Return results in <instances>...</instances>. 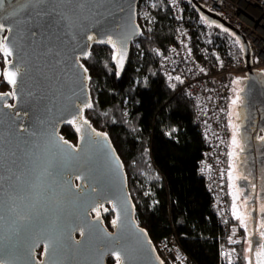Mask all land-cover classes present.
<instances>
[{"label":"water","instance_id":"1","mask_svg":"<svg viewBox=\"0 0 264 264\" xmlns=\"http://www.w3.org/2000/svg\"><path fill=\"white\" fill-rule=\"evenodd\" d=\"M140 1L5 0L0 9V50L10 57L4 69L0 65V264H108L117 262L115 253L119 264H161L136 217L124 162L108 136H97L77 117L78 106L91 98L90 72L80 67L96 43L87 37L116 39L139 26L128 42L124 72L143 31ZM190 2L209 22L238 34L198 0ZM239 36L249 69L241 96L264 106L263 73L252 68V50ZM10 71L17 73L15 85L4 75ZM73 119L76 124L68 122ZM65 126L77 133V144L64 136ZM104 205L119 217L112 229L94 215ZM253 232L256 248V224ZM250 261L255 264V252Z\"/></svg>","mask_w":264,"mask_h":264},{"label":"trees","instance_id":"2","mask_svg":"<svg viewBox=\"0 0 264 264\" xmlns=\"http://www.w3.org/2000/svg\"><path fill=\"white\" fill-rule=\"evenodd\" d=\"M144 2L149 13L145 20L139 19L143 35L133 42L124 72L117 75L114 49L107 44L94 43L90 58L84 60L94 105L86 109V119L96 132L109 137L124 162L136 217L158 255L159 244L177 236L196 264H248L244 228L232 219L231 230L241 238L228 239L198 173L205 144L193 104L177 93L159 68L161 56L175 40L177 23L166 0ZM2 88L11 89L5 79ZM228 88L231 92V85ZM62 133L78 141L72 127H63ZM94 215L112 229L114 214L109 206ZM225 251L234 253L231 259ZM108 264L117 262L110 258Z\"/></svg>","mask_w":264,"mask_h":264},{"label":"built area","instance_id":"3","mask_svg":"<svg viewBox=\"0 0 264 264\" xmlns=\"http://www.w3.org/2000/svg\"><path fill=\"white\" fill-rule=\"evenodd\" d=\"M198 1L210 12L218 14L245 39L252 50V68L256 71L262 69L264 0ZM166 2L177 26L175 40L161 56L159 68L177 93L193 104L196 126L205 144L198 173L206 181L212 196L213 213L226 229L228 239L234 242L237 236L227 220L230 158L228 85L235 76L246 78L249 72L244 50L242 44L238 45L233 36L220 28V23L209 22L190 0ZM148 13L149 4L141 0L138 5L139 19L145 20ZM177 76L180 80L175 79ZM159 246V256L164 264H196L184 252L177 236L163 240Z\"/></svg>","mask_w":264,"mask_h":264},{"label":"flooded vegetation","instance_id":"4","mask_svg":"<svg viewBox=\"0 0 264 264\" xmlns=\"http://www.w3.org/2000/svg\"><path fill=\"white\" fill-rule=\"evenodd\" d=\"M0 59V64L2 69H4L10 57L0 50ZM262 79L264 80V75ZM244 86L242 85V89L239 92L240 96L244 92ZM235 107L236 120L234 124L237 125V138L240 143L235 159L236 174L237 178L247 177V180L237 179L236 182L238 187L241 188V196L243 199L247 198L248 200L246 205L247 207L249 206V216L252 218L254 217L253 215H257L255 220L250 218L248 220V224L253 229L254 224L257 225L255 223L256 219L260 223H264V216L258 211L259 206L264 204V140L260 139L264 137V106H251L246 101L244 94V96H241V101ZM237 113L239 114V118H237ZM77 142L74 143L77 144ZM241 148L243 151H241ZM230 153H232V150ZM231 160L232 156L229 158V166ZM252 185H255V188Z\"/></svg>","mask_w":264,"mask_h":264},{"label":"snow or ice","instance_id":"5","mask_svg":"<svg viewBox=\"0 0 264 264\" xmlns=\"http://www.w3.org/2000/svg\"><path fill=\"white\" fill-rule=\"evenodd\" d=\"M4 3H5V0H0V9H2L4 7ZM138 27L139 26H136L135 30H130V31H127V32H124V33L116 34L117 35L116 39H113L112 34H109L107 36V39H99V40H96L95 37L92 36V35H89L87 37L88 40H90V41L95 40L96 43L107 44V45H110L114 49V52H113V55H112V59L117 65V69H118L117 75H119V70L123 69L124 61H125V57H126L127 49H128V42L132 39V37L134 35L137 34ZM3 29H4V25L0 24V30H3ZM10 30L11 29H9V31ZM3 47H4L5 52H7L6 45L3 46ZM8 54H10V53H8ZM83 54H84L85 58H87V56L91 55V53H88V52H85ZM80 67L83 68L84 73L88 72V69L86 67H84V65H80ZM4 75H5L8 83H10L12 85L16 84V82H17L16 81V75H17L16 72H11L10 71V72H6ZM85 78L86 79H90V77H85ZM175 79L176 80H180V77L177 76V77H175ZM13 94L14 93H5L3 95H13ZM240 100H241V96L239 95V93H237L235 99H233L231 101V103L233 105H237L238 102H240ZM93 107H94V105L91 102V98L90 97L86 101H84L80 106H78L77 117H78V120L82 123V125H89V121L83 116L84 110L85 109H92ZM237 118H239V114L238 113H237ZM68 122L76 124L77 123V119H73V120L68 121ZM233 127L236 128L235 125H233ZM76 130L80 131V127H77ZM92 131L95 132L94 129ZM96 135L104 137L105 140L107 139L106 134H104V133H96ZM260 139L264 140V137H261ZM59 141L62 142L63 145H68V141L63 140L62 137L59 138ZM231 143H232V146H233L234 149L240 147V143H239V140L237 139V135H236L235 131L233 132ZM69 147H71V146H69ZM72 150L76 151L75 148H73ZM241 151H243L242 148H241ZM229 155L230 156H234L235 152L229 153ZM45 171H47V170H45ZM229 177L231 179V177H232V173L231 172L229 173ZM237 179L247 180V177L246 176L238 177ZM230 187H231V185H230ZM252 187L255 188V185H252ZM240 194H241V188H239V187H237L236 191L231 194L232 195V201H233L232 202V215L239 222V224L244 228L245 234L247 235L248 223H247L246 219L243 218L242 215L238 211L237 201L240 199ZM244 202H245V204L248 203L247 198H245ZM258 211H259V213L262 216H264V204H261L259 206ZM97 215H99V214L97 213ZM251 219L255 220V217H252ZM118 220H119V217H117L116 220H113L112 224L116 225L118 223ZM256 222L259 223V233H258V235L260 237V241L261 242L257 243L256 248H253V245H252V242H251V238H249V247H248L247 251L249 253L255 252V255L257 257V264H264V223H260L259 221H256ZM115 256H116L117 264H119V261H120L119 253H115ZM161 264H163V261H161ZM249 264H251L250 260H249Z\"/></svg>","mask_w":264,"mask_h":264},{"label":"rangeland","instance_id":"6","mask_svg":"<svg viewBox=\"0 0 264 264\" xmlns=\"http://www.w3.org/2000/svg\"><path fill=\"white\" fill-rule=\"evenodd\" d=\"M145 1V0H144ZM208 10V9H207ZM220 28L222 30H225L227 31L231 36H233V38L235 39V42L238 44V45H241L242 44V39L240 38V36L232 31V30H229L227 29L226 27H224L222 24H219ZM0 63H1V59H0ZM1 65V64H0ZM2 68V67H1ZM261 73H263L264 75V67L262 69L259 70ZM3 79V77H2ZM244 77L243 76H235V78H232V81L230 83L231 85V92H230V105H229V117H228V123H229V128H230V151L232 150V153L235 152V155L232 156V160L230 161V166H229V169H228V173H227V185H228V190H229V194H230V197L228 199V209H229V218H227V220H229V222L231 223V228L234 227L235 225L232 224V219H235L232 215V193H234L238 187L237 185V174H236V167H235V159H236V153H237V149L238 148H233L232 146V143H231V140H232V135H233V132L235 131L236 132V135H238V131H237V125L234 124L236 118H235V106L236 105H233L231 103V101L233 99H235L236 97V94L240 92V90L242 89V85L243 84V81H244ZM3 91H7L8 89H5V88H2ZM241 101V100H240ZM239 103V102H238ZM233 125L236 126V128L233 127ZM238 139V138H237ZM232 173V177L230 179L229 177V173ZM231 185V187H230ZM245 199H243V197L241 196L240 194V199L237 201V205H238V211L239 213L242 215L243 218L246 219L247 223H248V220L249 218L251 219V216H249L250 214H248V207L247 205L245 204ZM236 220V219H235ZM237 221V220H236ZM259 221V220H258ZM238 222V221H237ZM239 223V222H238ZM240 225V224H239ZM258 225V223H257ZM241 226V225H240ZM259 233V226L257 227V235ZM236 234V233H235ZM254 235V232H253V229L250 227V225L248 224V232H247V242H246V245H245V252H246V256L248 258V264H249V260H250V253L247 251L248 247H249V238L253 237ZM259 236V235H258ZM241 237H238L237 236V241L238 239H240ZM234 253L231 252V251H225L224 252V256L228 259H231V255H233ZM255 264H257V257L255 255Z\"/></svg>","mask_w":264,"mask_h":264},{"label":"bare ground","instance_id":"7","mask_svg":"<svg viewBox=\"0 0 264 264\" xmlns=\"http://www.w3.org/2000/svg\"><path fill=\"white\" fill-rule=\"evenodd\" d=\"M216 49V48H215ZM206 182V181H205ZM207 186V185H206ZM229 197H230V194H229V190H228V199H229Z\"/></svg>","mask_w":264,"mask_h":264},{"label":"crops","instance_id":"8","mask_svg":"<svg viewBox=\"0 0 264 264\" xmlns=\"http://www.w3.org/2000/svg\"><path fill=\"white\" fill-rule=\"evenodd\" d=\"M230 97H231V95H230Z\"/></svg>","mask_w":264,"mask_h":264}]
</instances>
